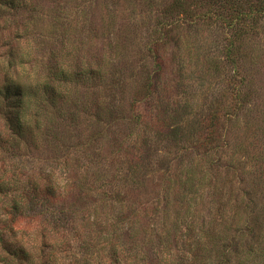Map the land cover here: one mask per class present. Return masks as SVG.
Wrapping results in <instances>:
<instances>
[{"label":"rangeland","instance_id":"obj_1","mask_svg":"<svg viewBox=\"0 0 264 264\" xmlns=\"http://www.w3.org/2000/svg\"><path fill=\"white\" fill-rule=\"evenodd\" d=\"M5 2L0 264H264V8Z\"/></svg>","mask_w":264,"mask_h":264},{"label":"trees","instance_id":"obj_2","mask_svg":"<svg viewBox=\"0 0 264 264\" xmlns=\"http://www.w3.org/2000/svg\"><path fill=\"white\" fill-rule=\"evenodd\" d=\"M243 1V0H240ZM250 0L248 2L246 11L237 10V19L246 24L245 21H252V23H257L258 21V12L260 8H264V0ZM16 0H6L5 3L14 5ZM225 4H229L228 1H225ZM222 6L224 4L222 3ZM226 7V6H224ZM60 72V71H59ZM58 72V73H59ZM57 73V74H58ZM42 83L40 80H37L29 85H22L20 83H7L2 88V97L4 100H7V106L9 111L5 112L8 121H11V126L14 128L22 129V123H25L24 111L26 107L24 106L28 99L32 96L36 98V102L40 100L41 95L47 93L48 91H54L53 87L50 86L49 81H44ZM6 102V101H5ZM1 106V103H0Z\"/></svg>","mask_w":264,"mask_h":264}]
</instances>
